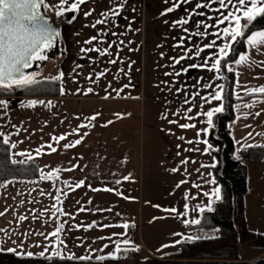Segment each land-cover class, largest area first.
Masks as SVG:
<instances>
[{
	"label": "crops",
	"instance_id": "obj_1",
	"mask_svg": "<svg viewBox=\"0 0 264 264\" xmlns=\"http://www.w3.org/2000/svg\"><path fill=\"white\" fill-rule=\"evenodd\" d=\"M72 2L75 0H68L66 7ZM175 2L127 0L119 16H109L107 23L93 28L97 19H106L103 14L115 7V0H89L80 10L67 13L68 20L64 14H54L60 0H45L48 15L64 24L62 42L53 47L55 52L43 62L42 71L53 63L45 77L61 72L63 77L54 95H0V101H7L6 106L0 105V133L4 134L0 142L7 137L11 161L31 160L37 168L32 176L0 178L1 250L12 248L15 254L31 252L33 256L42 251L54 256L59 251L60 257L96 258L117 255V246H133L142 256L160 258L179 248L177 240L221 233L217 225L183 223L185 218L200 217L201 213L192 209L212 204L216 188L221 193L212 170L215 156L205 152L207 146L200 142L207 139L213 145L210 131L201 130L207 126L203 113L222 106V99H208L217 91L215 85H223L221 69L217 73L189 66L202 65L213 53L218 54L219 46L231 43L222 29L234 22L215 21L221 12L235 11V0L225 9H220L216 0H190L165 13ZM197 3L208 6L196 8ZM89 10L92 14L85 16ZM73 16L76 19L69 23ZM183 18L189 20L187 25L175 23ZM202 22L209 27L204 28ZM261 30L264 28L250 30L244 48L225 64L226 69H233L236 97L233 116L227 121L234 157L240 156L244 146L264 144V95L252 92L264 86V49L257 52L246 42L247 35ZM200 31L208 35H196ZM93 36L97 40L85 43ZM213 40L216 47L204 49L200 57L194 55L197 48ZM85 48H107L108 53L82 52ZM186 50H190V58L175 64ZM241 55L249 59L238 65L235 60ZM113 60L116 63H111ZM208 84L213 87H204ZM88 88L93 91L87 93ZM32 100L45 103L27 106ZM93 115L96 119L90 122ZM82 124L88 126L79 127ZM182 124L194 127L184 129ZM61 135L66 139L53 141ZM77 139H81L79 145L63 147ZM49 144L57 151L52 152ZM244 165L245 224L252 231L264 232V156L244 161ZM56 169L61 170L58 178L41 179L42 174ZM79 181L84 185L75 188ZM186 203L187 216L178 215L185 212ZM55 208L61 211L55 212ZM173 208L177 212L165 211ZM61 224L58 237L52 236ZM124 240L130 244L124 245ZM253 251L243 250L239 258L252 256Z\"/></svg>",
	"mask_w": 264,
	"mask_h": 264
},
{
	"label": "snow or ice",
	"instance_id": "obj_2",
	"mask_svg": "<svg viewBox=\"0 0 264 264\" xmlns=\"http://www.w3.org/2000/svg\"><path fill=\"white\" fill-rule=\"evenodd\" d=\"M89 0H75V2H72L70 6L66 5L68 4V0H60L59 6H55V15L56 16H62L65 12H75L81 9V6L88 3ZM166 3L169 2V0H165ZM190 0H176L175 3L172 4L171 7L166 8L165 13H171L176 8H179L182 6V4L189 3ZM216 2L219 4L220 9L228 8L230 5L233 4V0H216ZM127 0H115V7L109 9L108 12L104 13L103 15L106 17V19H97L94 24L91 25V27L95 28L96 25H102L108 22L109 16H119L120 10L126 7ZM251 5L250 7L248 5ZM208 5L205 4H196V8H204ZM243 6V7H241ZM44 8L47 10L49 8V5L45 3V0H0V94L2 92H6L8 90H11L13 88H28L32 85H37L39 83V80L37 79V76L39 73L37 72H28L27 69L31 68L33 63L39 62V61H45L48 60L49 57L47 55V52L56 46L57 38L60 36V33L53 28L46 17L44 13H42L41 8ZM135 10V9H133ZM93 10H89L87 12H84L85 16H90L92 14ZM165 13H162L165 14ZM237 13H241V15H237ZM200 15H203L204 13H199ZM264 15V0H235V11L228 12L226 15L221 12L220 16L215 21V24H224L226 21L234 22V26L224 27L222 29V34L224 37L230 38L231 42L237 41L238 37L245 36L244 29L248 28L249 25L257 19V17H260ZM242 18L244 19V23H241ZM76 17L73 16L72 20H69L68 22L71 23L73 20H75ZM179 25H187L189 23V20L187 18H183L179 21L175 22ZM203 27L207 28L209 27L206 23H203ZM215 24L213 27H215ZM185 32H188L187 28L183 29ZM115 35V33H113ZM196 35H199L201 37L208 35L205 31L197 32ZM217 38H219L220 33L218 32ZM97 40L96 36L91 37L88 41L85 43L92 44L93 41ZM246 42L248 45H250L253 49H255L257 52H261L262 49H264V30L261 31H254L251 32L250 35H247ZM183 45V40H181L180 45ZM231 43L225 42L222 46H219V52L213 53L210 57L204 60V63L202 65H195L192 64L189 67H204L208 70H215L217 73L220 72L221 67L223 64H226L227 61L224 59L229 56V49L231 48ZM216 47V41L213 40L210 43L204 45L203 48H197L194 52V55L197 57H200L201 53L204 51V49H210ZM89 51H96L99 52L100 55H104L108 53V49L105 48L103 51H100V49L97 48H85L82 49V52H89ZM190 50H186L185 55L180 56L178 59H175L174 63L179 64L182 60L185 58H190L188 55V52ZM249 57L247 55H241L239 59L235 60L236 64H243L248 61ZM211 61V63H210ZM111 63H116L115 60L111 61ZM184 71H187V69H183ZM228 71H232L233 69L229 66ZM178 73H168V75H173ZM98 75H103V73H100ZM63 77V73H59L56 77H52L53 80H60ZM204 87H213L212 85H204ZM217 88V91L215 93H211L208 97L209 100H217L220 101L222 99V92L224 86L222 84L215 85ZM79 91V89L77 90ZM93 91L92 88L87 89V93H91ZM63 94V89L61 90ZM253 93H260L264 95V86L253 89ZM107 98V97H106ZM44 104L45 101H37L32 100L28 103L27 106L33 107L36 104ZM49 105H51V102H47ZM187 103V101H186ZM0 105H7V101H0ZM188 111H191V109H188ZM223 111L222 106H217L215 108H212L206 112L203 113V115L207 118L206 124L207 126L203 128L201 131L203 133H209V131L214 127V114L220 113ZM98 115V114H96ZM96 115H93L89 118V121L96 119ZM259 115V113H257ZM188 119H191V117H187ZM170 123H175V121H169ZM111 123V122H109ZM88 125H80L79 127H87ZM181 128L187 129L189 127H194V125L191 124H182L180 125ZM78 131V129L76 130ZM3 133H0V136H3ZM197 135H200V132L197 133ZM53 141L59 142L60 140L66 139L64 135H61L60 137H53ZM183 139V137H181ZM203 144H205L207 147L204 149L205 152H208L212 149V145L208 142L207 139H204L202 141ZM3 143L8 144L9 141L7 137L5 136L3 139ZM81 143V139H77L74 141V143H69L63 145L64 148H73L76 145H79ZM189 143H192V141H189ZM16 145L12 144V147L14 148ZM48 147L51 149L52 152H56L57 149L55 147H52L51 144L48 145ZM39 152V150H37ZM20 155H24V153H20ZM30 158V157H29ZM187 161H182V163H186ZM13 163H17V161H13ZM19 163H24V161H20ZM73 167H77L76 165H73ZM206 167V166H204ZM68 171H71L72 169H67ZM60 169H56L53 172L47 173V175L42 174L41 179H48L53 180L58 178L57 174L60 172ZM172 171H178V169H172ZM125 179H128L125 177ZM186 181H181L180 183H185ZM84 181L76 182L75 188H79L84 185ZM119 183V181H117ZM65 184H67V181H65ZM196 187H199V185H194ZM69 188H71V185H68ZM179 187V185H177ZM110 190V189H108ZM220 189L216 188L214 191V196L216 200L220 199ZM204 195H209V193H204ZM188 198V194L186 193V199ZM57 202L59 203V197H56ZM55 207V206H54ZM185 212L178 213L180 216H187V210L189 208V205L186 203L184 205ZM84 209H81L83 211ZM193 211H198L199 213H204L205 211L211 212L213 211V207L211 202L207 206H199L197 205L196 208L192 209ZM60 208H55V212H60ZM165 211H171V212H177V209H166ZM55 214V213H54ZM0 215H3L0 213ZM20 219H26V217H21ZM183 223L185 225H200L201 221L199 218H192L187 219L185 218L183 220ZM89 228L93 227V225H88ZM124 228H128V224L123 225ZM63 228V224L60 225V227L56 228V230L51 233L52 236L58 237V234L61 232ZM47 238V237H46ZM200 236H187L185 237L186 240L191 241L193 239H201ZM181 241L177 240L175 241L176 244H179ZM62 243V242H61ZM124 245L130 244L129 240L123 241ZM107 247V245H105ZM163 247H168V245H164ZM127 248H120L117 246V255L109 254L107 258H118V255L123 254L124 252L128 251ZM138 250V249H137ZM8 252H15V249L9 248L7 250ZM33 253L28 252L27 256L31 257ZM40 256H45V252H41L39 254ZM60 257V252L57 251L54 253V256L48 257V259H53ZM72 258V257H69ZM78 259L81 261L88 260L90 257H84L81 256ZM95 259L99 261H104L106 259L105 256H97Z\"/></svg>",
	"mask_w": 264,
	"mask_h": 264
},
{
	"label": "trees",
	"instance_id": "obj_3",
	"mask_svg": "<svg viewBox=\"0 0 264 264\" xmlns=\"http://www.w3.org/2000/svg\"><path fill=\"white\" fill-rule=\"evenodd\" d=\"M264 28V15L257 17L248 28L245 35L252 29ZM244 38L238 37L231 42L229 56L233 59L244 48ZM223 78L222 107L223 111L214 114V127L210 130V140L213 143L210 150L216 162L212 166L213 175L220 182V199L212 203L213 211L200 214V225H217L221 233L211 238L183 240L179 248L166 256L155 258L147 256L145 264H235L243 249L264 250V232H255L247 228L244 216V196L247 193L244 161H257L264 156V144L247 145L241 148L240 156L232 155L233 142L227 127V121L233 116L232 104L236 97L232 92L233 73L225 64L221 67ZM52 77L37 78V85L28 88H13L0 95H54L58 92V80ZM13 163L8 156L7 144L0 142V178L28 177L37 173L36 164L31 160L24 163ZM52 256L18 255L0 249V264H124L117 258H107L99 261L95 258L81 261L78 258ZM264 257L255 259L254 264H263Z\"/></svg>",
	"mask_w": 264,
	"mask_h": 264
},
{
	"label": "rangeland",
	"instance_id": "obj_4",
	"mask_svg": "<svg viewBox=\"0 0 264 264\" xmlns=\"http://www.w3.org/2000/svg\"><path fill=\"white\" fill-rule=\"evenodd\" d=\"M47 15H48V13H47ZM48 18L50 19V21L52 23H54L57 26L58 32L61 33V29L63 27L64 21L63 20H60L58 18L55 19L52 15H50V16L48 15ZM61 38H62L61 36L58 37L57 42H56L57 45L58 44L59 45L61 44V42H62V39ZM54 52H55V49L54 48H52L51 50H49L47 52L48 57L52 56ZM43 62L44 61H39V62L33 63L32 67L29 68V69H27V71L28 72H37V73H39V75L37 76V78H41V77L47 76L48 73H49L48 70H50V71L53 70L52 68H54V64L52 63L51 65H49V68H48L47 71H42V64H43ZM243 250H249V249L246 248V249H243ZM243 250H241V251H243ZM251 250L252 251L254 250L252 256L246 257L245 259H241V258L236 259V260H239V261H234V259H233L232 262H237L235 264H245L246 261H242V260H252L253 261V264H254V261H255L256 258H258V257H264V250H258V249H251ZM239 255H240V253H239ZM146 257L147 256H142L141 254H138L137 256H135L133 258H130V259H127V260H124V261H121V262H123L124 264H145V261L144 260H145ZM149 257H151V256H149ZM46 264H50V263H46Z\"/></svg>",
	"mask_w": 264,
	"mask_h": 264
},
{
	"label": "built area",
	"instance_id": "obj_5",
	"mask_svg": "<svg viewBox=\"0 0 264 264\" xmlns=\"http://www.w3.org/2000/svg\"><path fill=\"white\" fill-rule=\"evenodd\" d=\"M122 249L123 248H127L129 249L128 251L124 252L123 254L121 255H118V260L119 261H124V260H127V259H130V258H133L135 256H137L139 253L137 251V249L133 246H122L121 247ZM234 261H239V260H234ZM242 261H246L245 264H253V261L252 260H242Z\"/></svg>",
	"mask_w": 264,
	"mask_h": 264
},
{
	"label": "water",
	"instance_id": "obj_6",
	"mask_svg": "<svg viewBox=\"0 0 264 264\" xmlns=\"http://www.w3.org/2000/svg\"><path fill=\"white\" fill-rule=\"evenodd\" d=\"M41 11H42V13H44L45 15H46V17H47V19H48V22H49V24L53 27V28H55L57 31H58V28H57V26L54 24V23H52L51 21H50V19L48 18V15H47V13H46V11L44 10V8L42 7L41 8ZM67 13H69V12H65L64 13V16H65V20H68L69 19V14L67 15ZM58 39V38H57ZM51 50V49H50ZM27 71V70H26ZM264 264V263H263Z\"/></svg>",
	"mask_w": 264,
	"mask_h": 264
}]
</instances>
